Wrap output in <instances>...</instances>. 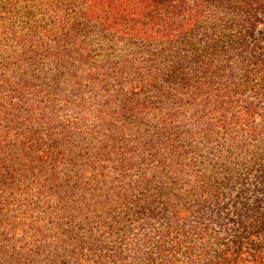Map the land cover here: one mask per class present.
<instances>
[{
  "label": "trees",
  "instance_id": "trees-1",
  "mask_svg": "<svg viewBox=\"0 0 264 264\" xmlns=\"http://www.w3.org/2000/svg\"><path fill=\"white\" fill-rule=\"evenodd\" d=\"M0 264H264V0H0Z\"/></svg>",
  "mask_w": 264,
  "mask_h": 264
}]
</instances>
